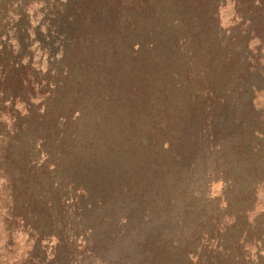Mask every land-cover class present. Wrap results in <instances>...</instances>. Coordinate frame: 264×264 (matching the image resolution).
Returning <instances> with one entry per match:
<instances>
[{
  "label": "trees",
  "instance_id": "16d2710c",
  "mask_svg": "<svg viewBox=\"0 0 264 264\" xmlns=\"http://www.w3.org/2000/svg\"><path fill=\"white\" fill-rule=\"evenodd\" d=\"M262 168L264 0H0V264H264Z\"/></svg>",
  "mask_w": 264,
  "mask_h": 264
},
{
  "label": "rangeland",
  "instance_id": "374dc122",
  "mask_svg": "<svg viewBox=\"0 0 264 264\" xmlns=\"http://www.w3.org/2000/svg\"><path fill=\"white\" fill-rule=\"evenodd\" d=\"M228 13L229 11L227 10L224 12V15H228ZM124 119L131 120L133 125L138 124L139 127L138 126L137 127L140 130H142V133H143L140 135V133H138V130L130 129L132 128V126L130 125H126L122 123L124 127L122 125L120 126L119 129H124V131H122L123 140L125 138L132 137V139L134 138L137 142L136 144L131 145V146H129L130 144H128L127 160H130L132 158L131 156H129V153L130 155H132L133 153H137L139 157L147 161L153 158L151 156L153 154V146L151 145L152 142H145L146 139L144 136H146V133L144 132L148 130V126L145 120L139 119L136 122L132 116L125 117ZM161 120L163 122L169 123V125L181 124L183 122L181 118L173 117L172 115L170 114L168 115L167 113H164L162 115ZM140 123L144 124L142 125L143 129H141ZM168 134H173V133L170 130ZM165 136L168 138L171 137L168 135H165ZM262 169L258 173L257 176H259V174L260 175L264 174V169L263 170ZM225 185L226 184H223L222 182L215 181V179L211 180L205 174H198V176H193L191 177V179L189 178L185 182V186L191 190L190 194H192V197H191L190 202H192L193 204H197L199 208L201 205L208 203V201L209 203H213L214 201L213 199H216V197L220 199L221 195L223 196L224 194H228V195H225V197L229 196L231 198H235L237 195L240 194L239 192L232 191L233 186L229 187L228 184L227 186ZM249 191L250 192H248L247 196L239 195L236 197L237 204L234 206L233 209L236 210V213L240 215L243 213V210L247 208L249 210L247 212L248 222L245 223L246 224L245 229H247V225L248 226L251 225L253 228L254 234L264 239V188L259 189L255 195H254L255 192H252L251 190ZM242 196L244 198H241ZM205 197H206V200H205ZM242 217H243V214H242ZM176 226H180V224H178L176 220H174L173 222L169 221L168 223L169 229H174V228L176 229L177 228ZM254 251L255 249H252V252H251L252 255L254 254ZM170 257H171L170 260H167L166 264H192V263L199 264L201 262V261H198L193 254H189L188 261L186 260L180 261L179 259L177 260L175 256H172V254ZM201 259H202V256L200 257V260Z\"/></svg>",
  "mask_w": 264,
  "mask_h": 264
}]
</instances>
